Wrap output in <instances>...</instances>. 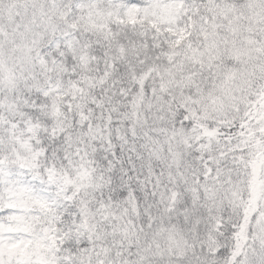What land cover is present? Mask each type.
I'll return each mask as SVG.
<instances>
[{
  "label": "snow or ice",
  "instance_id": "1",
  "mask_svg": "<svg viewBox=\"0 0 264 264\" xmlns=\"http://www.w3.org/2000/svg\"><path fill=\"white\" fill-rule=\"evenodd\" d=\"M0 264H264V0H0Z\"/></svg>",
  "mask_w": 264,
  "mask_h": 264
}]
</instances>
